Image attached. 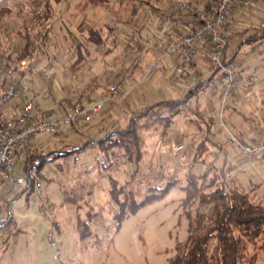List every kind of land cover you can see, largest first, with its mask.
<instances>
[{
	"label": "rangeland",
	"instance_id": "1",
	"mask_svg": "<svg viewBox=\"0 0 264 264\" xmlns=\"http://www.w3.org/2000/svg\"><path fill=\"white\" fill-rule=\"evenodd\" d=\"M250 3L252 4H249L247 10L237 13V16L245 22L243 24L258 28L264 23V0H252ZM95 4L96 6L87 0L63 1L55 7L54 16L47 25L50 28L48 38L42 42L45 28L35 36L37 47L33 50L32 57L25 62L46 72L34 75L31 73L28 76L32 83L30 99L54 116L65 114L77 103L89 106L108 96H116L117 100L107 104L100 115L93 116L88 121L82 122V119L69 129L49 135L47 141L52 145L45 150L33 149L34 152L73 151L88 141L124 129L126 125L119 122V114L113 116L112 113L124 110L129 114L127 104L132 110L143 106L142 109L135 108L131 111V117L162 100H179L194 92L189 100L191 108L204 115L205 123H216H213L214 141L210 145L214 149L206 157L205 163L209 166L219 163L217 165L221 166L225 154L223 144L229 138L217 140L215 137L218 136L219 124L224 122V113L230 112L232 101L222 107V84L216 69L210 64L209 44L206 43L201 49L198 47L195 53L192 69L198 80L192 81L178 75V65L172 62L162 64L165 73L159 74L151 63L171 45L164 43L162 33L170 26L163 19L168 12L167 4L163 0H111L107 6ZM16 12L1 23L4 28V32L1 30L0 53L3 64L19 62L16 58L26 43L19 34L23 22ZM83 22L85 26L99 30L103 38L109 41L108 49L97 48L88 42V28L82 25ZM228 38L229 48L230 44L236 41L241 43L245 37L239 33L236 38ZM79 42L84 44V56L87 57L88 54V57L83 68L74 72L71 67L77 59L76 45ZM252 47L248 45L242 49L235 62L237 67L245 59L246 66L256 58L264 60V44L254 46L258 47L256 50ZM233 52L234 50L229 52L230 58L234 56ZM254 62L259 61L257 59ZM208 74H215L214 82L210 90L204 93L206 90L203 87L198 89V86L208 78ZM3 76L4 69H0V80ZM243 79L239 78V85L244 84L243 88L249 89L245 81L242 83ZM112 87H116L114 94L110 90ZM209 94L214 100L218 99L221 108L217 104L208 105ZM228 106L229 109L226 110ZM158 111L165 115L169 113L168 109ZM191 118L200 121L196 116ZM79 123L83 124L84 130ZM156 128L144 133V159L134 178L132 174L137 168L130 164H121L118 168L115 166L109 172L102 171L99 150L91 145L92 148L86 150L81 157L72 156L63 172L54 165L47 166L42 175L33 172L34 188H29L26 182L28 175L24 169L25 159L17 156L14 166L15 177L21 181L19 191L13 192L0 180V264H168L175 253V245L188 236V222L182 216V202L185 198L183 188L187 184V176L193 170L197 174L202 173L204 168L195 166L192 162L200 143V132L195 124L189 123L188 117H175L172 128L166 133L162 127ZM172 141L182 142L185 149L181 154H174ZM235 166L236 170L232 175L238 185L245 189L254 188L257 201L264 205V165ZM108 175L123 183L130 182L128 189L134 192L138 200L146 195L149 188L162 185L168 177L177 178L179 185L163 201L130 217L123 229L116 234L113 229V214L117 211V206L110 199ZM212 177L221 179L220 174ZM81 179L87 181L89 188L96 192L92 197L93 204L102 203L106 207L105 218L93 224L97 238L88 241L87 250L82 249L75 227L76 214L84 215L87 208L82 202L84 206L78 211L76 207L65 205L63 201L65 186L70 184L81 188ZM97 239L102 240L103 247L94 246ZM254 255H257L254 264H264L262 250L253 246H250L249 256L242 264H251L250 260Z\"/></svg>",
	"mask_w": 264,
	"mask_h": 264
},
{
	"label": "trees",
	"instance_id": "2",
	"mask_svg": "<svg viewBox=\"0 0 264 264\" xmlns=\"http://www.w3.org/2000/svg\"><path fill=\"white\" fill-rule=\"evenodd\" d=\"M63 1L65 0H0V53L2 51L1 33L4 32L1 23L5 18L17 11L16 15L22 20L23 26L19 34L26 43L16 61L27 60L32 57L33 50L37 47L35 36L43 28L46 30L43 33L42 42L44 43L48 38L50 28L47 25L54 16L55 7ZM87 1L94 5L102 3L104 6L109 2V0ZM82 25L85 26V23L83 22ZM85 27L88 28L86 36L88 42L97 48L108 49L109 41L103 38L99 30L87 25ZM258 30L249 36L243 45H253L259 41L264 43V23ZM83 50H86L84 44L77 43V59L71 67L74 72L82 69L87 63L88 54L85 57L86 53ZM13 65L12 61L3 64L0 55V69L6 70ZM204 84L205 82L201 83L198 89ZM193 93L187 94L183 99L161 101L149 106L139 114H133L124 129L107 133L99 139L94 145L102 158V171L109 172L115 166L118 168L121 164H130L137 168L132 174L134 178L143 160L145 131L162 127L166 133L173 126L174 118L179 115L188 117L189 123L195 122L200 132V143L196 147L193 160L195 164H199L209 151L208 144L211 141L212 129L204 122L203 114L191 108L189 100L192 99ZM159 109H168L169 113L166 115L159 113ZM191 116H196L200 121L192 119ZM91 145L93 146L91 142H87L73 151L50 153L34 152L31 149L30 154L24 158L28 187L34 188L33 172L42 175L43 170L51 164L63 172L67 168L65 164L72 156L82 154L85 150L92 148ZM60 160L63 162H59ZM205 164L204 162L202 173L197 174L191 171L187 176V184L183 188L185 198L182 202V216L188 222V236L175 245V253L168 264H242L249 256L250 246L262 250L264 254V205L261 201H257L254 195L255 189L242 188L238 185L236 178L228 174L224 168L218 169L214 165ZM216 174H220V180L212 177ZM108 180L110 199L117 206V211L113 214L115 222L113 229L116 234L121 231L130 217L154 203L163 201L179 185L177 178L168 177L162 185L149 188L146 195L138 200L134 192L128 189L130 182L123 183L112 175H108ZM79 183L81 188L70 184L65 186L63 201L65 205L75 206L78 211L84 205L87 208L84 215L81 213L76 215V229L81 247L87 250L88 241L97 238L93 224L105 218L106 207L101 203L93 204L91 200L93 190L89 188L87 181L81 179ZM233 184L235 186L232 187ZM82 202L84 205L81 204ZM94 246L103 247L104 243L97 239ZM256 260L257 255H254L250 260L251 264H254Z\"/></svg>",
	"mask_w": 264,
	"mask_h": 264
},
{
	"label": "built area",
	"instance_id": "3",
	"mask_svg": "<svg viewBox=\"0 0 264 264\" xmlns=\"http://www.w3.org/2000/svg\"><path fill=\"white\" fill-rule=\"evenodd\" d=\"M168 12L163 17L168 25L184 27L182 35L175 39L168 50L153 63L152 68L161 69V62L175 56L178 59L177 74L189 80H198L192 65L197 48L202 42L210 45V64L219 73L223 94L222 107L233 97L236 83L240 77L245 78L246 87L252 88L256 79L246 77L245 72L226 61L225 53L229 46L227 23L235 7L246 0H163ZM138 5H136L137 7ZM21 60L4 70L0 80V180H3L13 192H18L21 181L15 177V159L30 154L32 143L43 136L53 135L75 126L82 119L98 116L105 106L117 100L116 96H108L89 106L75 104L63 116L56 117L41 110L31 99V73L40 71L35 65H27ZM112 94L116 87H112ZM20 107L15 116H8L12 107ZM13 107V108H14ZM175 155L184 151L181 144H173ZM223 148H235L245 157L259 158L264 156V140L255 142L242 141L231 133Z\"/></svg>",
	"mask_w": 264,
	"mask_h": 264
},
{
	"label": "crops",
	"instance_id": "4",
	"mask_svg": "<svg viewBox=\"0 0 264 264\" xmlns=\"http://www.w3.org/2000/svg\"><path fill=\"white\" fill-rule=\"evenodd\" d=\"M251 1L252 0H246L241 5L235 7L234 10L232 11L231 16H230V18L228 20V23H227V34H228V36H233V37L236 38V36H238V34L241 33V35L243 37H245L242 40L241 43H240V41H236L234 44H230V47L227 49V51L225 53V58L224 59L226 61L232 62L234 64H236L235 62L239 58V54L242 52V49H244L246 46H248V45H243V42L249 36H251L254 33L258 32L259 31L258 29L261 27L260 26L258 28H250V26H247V25L243 24L245 22L241 21V19L238 18V16H237V13L239 14L240 12H243V11L247 10L249 4H252V3H250ZM110 2H111V0H109V2L106 4V6ZM244 14H246V13H244ZM170 27H175V28H170ZM242 27H244V28H242ZM183 29H184V27H176V26L170 25L168 30L162 31L164 43H166V44L170 43L171 44L175 39L179 38L182 35V33L184 32ZM244 33H246V34L243 35ZM206 43L207 42H202L199 45L200 49L202 47H204V45H206ZM261 43H263V42L259 41V42L255 43V45H252L253 46L252 48H254L255 50L258 49V47H254V46H258V44L261 45ZM150 44L152 45L153 43L150 41ZM230 48H231V50H230ZM233 50H234V52H233L234 56L232 58H230V53L229 52H231ZM161 55L162 54H159L156 57V60ZM244 59L245 58H243V60ZM257 59H258L259 62L255 63L254 61H257ZM260 60H259V58L251 60V63H249V65L246 66V65H244L246 63V59H245L244 60L245 62L241 60L242 63H239L238 67L235 65L237 68H239V69H241V70H243L245 72L246 77H250L251 76V77L255 78L256 79V84H255V87H252L250 89H246V88H243L244 84L243 85H239V83L237 81L233 97L230 100V102L232 101L231 102L232 104L230 105L231 107H230V110H229L230 112L226 111L225 112L226 114L224 113V120H223L224 122L222 123V125L219 124L220 127L218 128V131H217L218 136H216L215 139H217V140L219 138L226 139V138H229L231 133H234V134H236L237 136H239L242 140H244L246 142H255V141H258V140H264V60H262V61H260ZM155 61H153L151 63V65H153V63ZM169 62H172L173 64L178 65V59L175 56H173V58H171L170 60L161 62V64H160L161 65V69H159V70L157 69L159 74L165 73V70H163L162 64H166L167 65ZM172 63H169V64H172ZM200 65H201V67H203L202 64H200ZM208 75H209L208 78L206 80L204 79L205 81H203V82H205V84L202 87H203V89L206 90L204 93H207L210 90V87L212 86V83L214 82V78L213 77H214L215 74H213V75L212 74H208ZM218 75H219V73H217V76ZM155 78L157 79V76ZM244 81H245V85H246L245 78L243 79L242 83H244ZM203 82H201V83H203ZM164 85L165 84L163 82V86ZM156 86H158V85H156ZM157 89H158V87H157ZM128 93L129 92H127L126 94L128 95ZM221 98H222V96H221ZM162 101H166V100H162ZM207 103L210 106L212 104H217V106H219V107L221 106V103L218 102V99L214 100L213 96L210 97V94L208 95V102ZM37 106H39V105H37ZM139 106H140V104H139ZM17 107H14L13 109L10 108V110H8V116L18 115L19 112H20V107L19 108H17ZM126 107L129 108V110L131 112V111H134L135 108H141L142 109L143 106L135 107V108H133L134 110H132V107H130L129 104H127ZM228 109H229V106H228V108H226V110H228ZM43 111L47 112L45 110H43ZM130 112L128 114L127 112H124V110H122L121 113H112V112L111 113H112L113 116H115L116 114H119V118H118L119 122H121V124L127 126L128 119L130 118V115H131ZM47 113L51 114L49 112H47ZM65 114H63V115H65ZM63 115H61V116H63ZM56 117H60V116H56ZM84 120L88 121L86 119H83L82 122ZM203 120L205 122L206 119L204 118ZM194 123L195 122H192L190 124H194ZM208 123H210V122H208ZM213 123H215V121H212V124H209L211 126V129H212V136L215 133ZM78 125L80 127H82L83 130L85 129V127H83L82 123H79ZM212 136L210 138L211 141L208 144L209 151L201 159V162L199 164H196L195 166L199 165L201 168H204V162L206 161L205 160L206 157H208V154L210 155L212 153L213 149H214V148L210 147V145H212L213 141H214ZM47 138H48V136H43V137L38 138L35 142H33L32 146H31L32 151L38 150V149H44L45 150L47 147L51 146L52 143L48 144ZM102 138H98L96 140H92V141H88V142H91L94 145V144L97 143V141L99 139H102ZM174 143L182 144V142H179V141H178V143L175 142V141H172V145ZM145 146H146V142H145L144 147ZM144 147H143V152H144ZM89 149H91V148H89ZM224 150H225V154H224V156L222 158L223 159V161H222L223 165L222 164H221V166L217 165L219 163L213 164V165L216 166L218 169L224 168L227 171V173L229 172V174H232V172H235V170H236V166L235 165H241L243 167H247V166H251V167L260 166V167H263V165H264V156L263 157H259V158H249V157L241 156L239 154V152L236 149H233V148H224ZM172 151H173V149H172ZM85 152H86V150L82 154H84ZM82 154H77V156L75 155V157L79 158V157H81ZM19 157H21V156H19ZM143 159H144V154H143ZM211 161H213V160H211ZM211 161H210V163H213ZM59 162H63V160H60ZM51 165H54V164H51ZM193 171L195 172V170H193ZM95 194H96V192L93 191V195L91 196V200H92V197L95 196ZM75 219H76V217H75ZM75 225H76V222H75Z\"/></svg>",
	"mask_w": 264,
	"mask_h": 264
}]
</instances>
